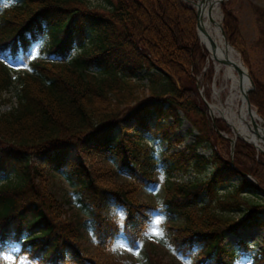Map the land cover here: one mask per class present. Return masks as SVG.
<instances>
[{
  "label": "trees",
  "instance_id": "trees-1",
  "mask_svg": "<svg viewBox=\"0 0 264 264\" xmlns=\"http://www.w3.org/2000/svg\"><path fill=\"white\" fill-rule=\"evenodd\" d=\"M109 2L100 10L88 0H0V96L17 84L16 107L0 114V255L15 247L29 264H126L113 242L139 250L157 216L170 225L179 258L233 264L226 237L264 231V162L240 140L231 158L230 142L212 130L195 80L206 59L195 10L181 0ZM221 9L226 40L236 48L238 20L229 4ZM43 39L39 55L29 56ZM242 60L250 70L245 54ZM142 72L147 86L135 80ZM250 76L249 103L264 119V84ZM145 88L150 99L139 104ZM184 121L187 135L196 133L185 145L178 134ZM139 131L165 145L160 159ZM208 168V177L197 178ZM158 169L166 184L155 205L141 196L154 192ZM190 171L193 181L170 180ZM54 175L92 206L100 257L83 252L76 223L48 187ZM232 180L237 185L221 193ZM104 201L123 210L121 224L103 214ZM239 246L251 264H264V240L256 253ZM145 257L167 264L150 250Z\"/></svg>",
  "mask_w": 264,
  "mask_h": 264
},
{
  "label": "rangeland",
  "instance_id": "rangeland-1",
  "mask_svg": "<svg viewBox=\"0 0 264 264\" xmlns=\"http://www.w3.org/2000/svg\"><path fill=\"white\" fill-rule=\"evenodd\" d=\"M181 1L190 5L187 2L189 0ZM88 3L91 8L95 9L109 10L111 8L109 0H88ZM225 4H229V8L237 18L240 32L236 48L229 43L228 44L234 48L233 50L235 51L236 56L238 55L237 58L242 61L244 66L245 64L242 60V54H245L251 68L249 70L248 67L245 66L248 70V73H253L254 76L264 84V0H223L219 6L220 9L217 11V14L219 15H217V19L221 26L223 20L221 6ZM198 39L200 42V46L202 47V51L206 56V59L201 66L199 72L200 74L195 78L196 87L202 101L209 104V112L213 115L210 108L211 105L218 106L219 102L221 104L226 103V100L229 96V91L231 89V82L225 79V71L223 70V66L221 67L222 69L217 70V67L220 65V63L216 59H212L208 49L200 41L199 35ZM45 43L46 39H43L33 47V50L37 52V55H39V51L40 49H42ZM204 77H206V79H204ZM135 80L139 81L142 85H148V80L145 78L144 72L137 75ZM16 89L17 84L15 83L14 86H12L8 91L1 94L0 114L6 113L16 107ZM139 98V104L142 103L143 100L150 99L149 91L147 88L143 89V94H140ZM138 103L135 102L129 105L127 109L133 108L134 105L136 106ZM240 106H242L241 103ZM205 109L206 114L210 120L207 107H205ZM240 113L241 112H239V114ZM219 118L214 119L212 130L216 131L217 135L224 140H227V138H231L232 136H234L233 132L231 131L232 127L224 119L222 121V118ZM189 129L190 125L186 121H184L178 132L180 137H184V145L193 142L194 135L196 134L193 133L192 135H187V131ZM132 135H134L133 132ZM138 136L144 142L148 141L149 145L153 147L157 159H160L161 153L165 150V145L158 140H149L148 134L142 131H139ZM181 148L182 146L177 147V150ZM199 152L206 157L210 155L209 149H200ZM258 152L259 151H256V153L259 155L260 153H263L261 155L264 162V152ZM223 154L224 156H226L225 151ZM232 155L233 153L231 154L230 146V157ZM73 159H75V152L71 155L70 160ZM32 162L42 165L43 160L33 158ZM210 171L211 169L208 168L205 173L198 176L197 178L202 179L204 177H208ZM156 177L158 179V184L154 192H143L141 199L143 201L158 205L162 199L166 180L165 174L161 169L157 170ZM195 177L196 176L190 171L186 175L176 174L170 180L173 181L177 179L180 181H193ZM236 185L237 181L232 180L224 187V190L221 193L231 190ZM48 187L55 194L56 198L63 203L64 210L67 213L66 217H70V219L76 223L80 232V245L83 252L86 255L92 257H100L91 226V212L93 210L92 206L83 205L77 189L63 175H54L53 179L49 181ZM261 197V195L256 194L252 197V199L254 198V200H258ZM102 212L108 219L114 220L119 224H121L124 219L123 210L121 208L115 207L110 201L103 202ZM157 218H160L162 220V223L159 227L164 230L165 235L163 236L153 235L151 232L150 226L155 223ZM168 227H170V225L165 223L161 217L153 216L150 224L143 234V240L139 250L130 252L126 249V246L122 242L117 240L112 244V251L114 252V256L123 259L126 264H147L145 253L147 250H150L154 252L160 259H162L164 263L184 264V260L179 258L172 250V245L170 242L171 233L168 230ZM145 233H148V235H145ZM263 240L264 231L258 229L239 231L237 235H228L225 239V243L231 250L236 251L233 264H251V259L249 258V256L242 254L239 246L240 242H243L244 245H246V247L252 251V253H256L262 250ZM17 252L18 249L14 247L7 254H3V264H29L24 257L17 258L14 255Z\"/></svg>",
  "mask_w": 264,
  "mask_h": 264
},
{
  "label": "bare ground",
  "instance_id": "bare-ground-1",
  "mask_svg": "<svg viewBox=\"0 0 264 264\" xmlns=\"http://www.w3.org/2000/svg\"><path fill=\"white\" fill-rule=\"evenodd\" d=\"M223 0H201L199 5L200 29L198 35L200 41L206 46L212 59H216L220 65L217 70L224 67L225 79L231 82V89L225 104L211 105L214 116L224 119L232 128L236 138L245 140L255 146L259 152H264V122L258 120L254 110L249 109L243 100L244 89L249 88L248 76L245 68L237 58L235 51L225 44L221 37L217 11ZM219 16V15H218ZM211 41L215 43L212 47ZM230 44V43H229ZM226 61L228 64H223ZM250 75V74H249ZM240 103L242 106H240ZM239 112H241L239 114Z\"/></svg>",
  "mask_w": 264,
  "mask_h": 264
},
{
  "label": "water",
  "instance_id": "water-1",
  "mask_svg": "<svg viewBox=\"0 0 264 264\" xmlns=\"http://www.w3.org/2000/svg\"><path fill=\"white\" fill-rule=\"evenodd\" d=\"M189 4H190V7L192 9H195V15H196V34H197V37H198V30L200 29V22H199V5H198V0H189L187 1ZM219 29H220V34H221V37L224 39L225 41V44L226 45H229L228 42L226 41V38H225V34L223 32V29H222V26L219 25ZM199 40V39H198ZM211 45L212 47L215 46V43L213 41H211ZM230 46V45H229ZM231 47V46H230ZM232 49H234L233 47H231ZM242 66L245 68L246 70V74L248 76V84H249V88L247 89H244L243 87V82L240 83L241 85V89L242 91L244 92V95H243V100L244 102L246 103V105L248 106L249 109H251L252 107L250 106V103H249V94L250 92L253 90V83L250 79V76H249V73H248V70L247 68L243 65L242 61H240ZM223 64H228L226 61H222ZM205 105L208 107V105L205 103ZM254 110V113L256 115V117L258 118V120L264 122V119L262 117H260L257 113V111L255 109ZM212 120H213V117H212ZM242 141L246 142L245 140L241 139ZM230 143H231V154L233 153V147H234V144H235V139H230ZM248 143V142H246ZM252 146H254L253 144L251 143H248ZM255 147V146H254ZM263 154V153H262Z\"/></svg>",
  "mask_w": 264,
  "mask_h": 264
},
{
  "label": "snow or ice",
  "instance_id": "snow-or-ice-1",
  "mask_svg": "<svg viewBox=\"0 0 264 264\" xmlns=\"http://www.w3.org/2000/svg\"><path fill=\"white\" fill-rule=\"evenodd\" d=\"M10 2H14V0H10ZM3 51L4 50L2 48H0V54H3ZM28 55L35 57L37 55V52L35 50H33V51H30L28 53ZM6 58L7 57H5V59ZM161 223H162V220L160 218H157L155 223L150 226L151 232L153 235H157V236L165 235L164 230L159 227ZM145 235H148V233H145ZM130 247H139V244H136L135 246L130 245ZM113 250H115V249H113ZM2 251H3V249L0 248V252H2ZM0 264H3V256L2 255H0ZM184 264H191V262L189 260H187L186 258H184Z\"/></svg>",
  "mask_w": 264,
  "mask_h": 264
}]
</instances>
